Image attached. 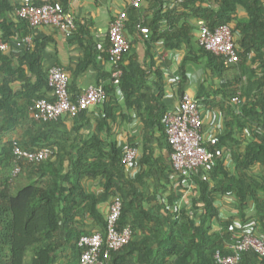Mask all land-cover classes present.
<instances>
[{"label":"trees","instance_id":"obj_1","mask_svg":"<svg viewBox=\"0 0 264 264\" xmlns=\"http://www.w3.org/2000/svg\"><path fill=\"white\" fill-rule=\"evenodd\" d=\"M177 1L176 8L159 15L150 24L153 41L163 38L168 47L179 48L182 43L190 47L196 23L201 22L213 29L230 24L239 35L236 42L240 59L232 64H227L224 56L207 50L198 40L199 57H206L220 73L229 66L240 70L236 87L230 90L228 84H223L220 88L223 100L216 103L225 117V128L218 135L219 145L232 147L235 172L224 156L216 158L214 165L204 167L194 175L196 186L192 190L191 207H174L180 184L185 180L181 175L176 179L178 188L173 181L169 187L165 186L164 190L170 189L167 201L163 200L159 187L153 195L143 189L149 175L159 174L160 183L169 175L165 170L173 171L171 159L169 165L153 149L155 128L167 137L164 118L169 110L163 99L162 72L152 64L159 79L156 84L149 85L152 68L142 65L131 55L130 46L120 62L124 103L119 101L112 76L110 83L102 86L107 98L97 119L98 129L78 149L72 138L82 135L87 109L73 116L70 129L63 116L53 121L33 118L41 130L27 141L25 148L32 151L50 148L52 153L40 161L23 158L21 170L16 174L13 140L7 141L8 146L0 159V264H59L67 244L73 252L67 264H80L82 249L78 241L82 234L89 233L80 225L85 216L90 215L105 234L107 222L98 206L109 196L122 201L120 226L131 225L134 237L129 244L113 251L105 264H218L217 250L232 252L228 245L234 242L237 219H255L257 233L264 239V0H214L212 6L205 5L206 0ZM238 5L246 8L248 19L237 16ZM9 9L5 0H0V12L4 14ZM179 10L182 14H178ZM162 19L166 20L165 28L160 23ZM150 39H146L148 44ZM26 65L37 76L35 84L27 77ZM0 76H4L0 82V117L7 111L16 114L20 109L15 101L19 94L11 86L13 82L26 80L22 96L27 99V108L20 111L32 116L36 101L45 97L41 91L51 89L38 43L24 50L21 66L17 68L11 64V56L1 51ZM180 76L182 97L189 81L184 67H181ZM244 76L248 79L246 83ZM154 87L160 89L158 94L154 93ZM235 95L243 100L240 111L232 104ZM123 108H136L144 123L145 141L139 158L140 170L135 176L128 171L123 149L112 131ZM10 119L5 118L6 125H10ZM1 133L0 128V140ZM169 146L171 155L170 143ZM88 178L100 180L101 196L86 189L84 180ZM227 195L234 197L230 205L237 213L224 218L220 214L219 198ZM251 208L254 213L249 215ZM63 231L66 233L64 244ZM241 264H264V254L254 249L245 251Z\"/></svg>","mask_w":264,"mask_h":264},{"label":"crops","instance_id":"obj_2","mask_svg":"<svg viewBox=\"0 0 264 264\" xmlns=\"http://www.w3.org/2000/svg\"><path fill=\"white\" fill-rule=\"evenodd\" d=\"M5 2L10 9L4 11V14L0 12V37L10 42L11 48L6 52L2 51V54L10 55L11 64L17 68L21 66V57L24 50L33 47L35 43L40 44L42 48L43 70L49 72L53 66L59 65L68 71L70 75V95L74 102L89 86L102 87L103 84L107 85L110 83L114 71V65L108 58L111 46L109 36L110 26L115 17L121 11L126 10L128 12V19L125 35L130 41V54L135 55L142 65L152 68V64H155L162 72L163 99L168 110H177L180 106L179 82L181 67H184L189 79L186 92L199 99L200 102L203 115V132L206 136L210 134L219 135L224 130L225 117L221 108L217 105L223 100L220 88L226 83L229 85L230 90L231 88L234 89L239 82L237 79L240 70L236 66H229L224 72L220 73L215 68V65L209 64L206 57H199L201 54L198 43L200 33V24L198 23H196L197 25L193 32L194 41L190 47L184 43L179 48L168 47L163 38L153 41L152 29L149 37L152 41L148 44L146 41L148 38L144 39L145 35L141 31L143 26L150 27V24L159 15H163L176 8L178 5L177 0H144L139 7H135L131 0H5ZM26 3H35L37 5L53 3L62 6L73 15L76 23L75 29L72 32H67L51 25H41L38 27L29 25L28 21L26 22L19 18L16 13L17 8ZM205 5H215L214 0H206ZM182 12L179 10L178 14H182ZM237 16L240 19L246 20L249 18V13L245 7L238 5ZM180 21L182 22L184 19L180 18ZM160 23L163 28L166 27L165 19H162ZM12 24L13 26L10 29L9 25L11 26ZM26 34L32 35L34 41L32 46L23 43L19 44V41ZM235 35L237 40L239 35L237 33ZM125 62L128 63V60L126 59ZM24 68L27 71V77L30 82L35 84L37 76L29 71L27 65ZM3 77L0 76V82H2ZM158 79L159 75L154 68L150 69L149 85L156 84ZM247 80V77L244 76L245 83ZM24 84H26L24 78L11 84L14 92L19 94L15 97V101L20 107L18 112L13 114L7 111L4 113V116L0 117V128L2 129L1 134L3 137L0 140V159L5 148L8 146V140L16 139L25 148L27 141L36 136L41 130L40 125L34 121V117L30 113L20 111L21 109L26 111L27 108V99L25 96H22ZM153 91L155 94H158L160 89L154 87ZM247 92L250 94L251 91L248 90ZM254 92L258 95L260 93L256 90ZM41 95L46 97L51 96V89L44 88L41 91ZM235 96L240 97L239 95ZM118 98L123 104L124 95L118 96ZM208 102L215 105L208 104ZM232 104L237 111H240L239 108L241 106L234 103L233 100ZM101 111L102 104L91 106L87 109L86 116L83 118L85 125L81 130L82 135L80 137L74 135L72 138L75 149H78L84 141L88 140L97 131V119L101 115ZM5 118H11L10 125H6L8 121ZM62 118L70 129L73 125V116L67 114ZM112 128V131L117 134L119 146L120 144H134L142 153V146L145 141V129L142 116L136 108H123L122 114H119ZM238 133L240 135L239 131ZM154 134L153 149H155L156 155L163 156L164 160L170 165V146L167 137L160 134L156 128ZM101 135L106 136L105 133H101ZM246 136L248 139L251 137L248 129H246ZM223 148L226 153H230V157L224 156L225 162L235 172V164L232 160V147L227 148L223 146ZM69 164V162L66 163L68 166ZM165 171L169 175L167 178L161 180L160 183L157 179L159 178V174L149 175L146 178V185L143 189L149 195H153V192L159 187L163 200L167 201L170 189L164 190L165 186L169 187L170 182L173 181L174 187L178 188L179 182L176 181L177 178L175 177L174 170L169 173L168 170ZM161 177L164 178V176ZM84 185L87 190L95 191L101 196L102 187L100 180L88 178L84 180ZM226 197L234 199L231 195L219 198L220 209L229 216L234 215L232 210L234 212L236 210L230 205L233 200H229ZM113 199L114 196H109L98 206L105 220ZM252 213H254V208L250 209L249 215ZM80 227L84 231L89 232L88 234H92L91 232H101L102 230L99 223L90 215L85 216L83 225L81 224ZM65 235V232L62 233V243H65ZM66 247L67 249L63 250L59 264H67V261L72 256L73 252L68 244Z\"/></svg>","mask_w":264,"mask_h":264},{"label":"built area","instance_id":"obj_3","mask_svg":"<svg viewBox=\"0 0 264 264\" xmlns=\"http://www.w3.org/2000/svg\"><path fill=\"white\" fill-rule=\"evenodd\" d=\"M144 0H131L135 7L141 6ZM17 16L26 20L33 27L51 25L67 32H72L76 27L75 19L65 8L53 3L37 5L26 3L16 10ZM128 19V12L121 11L112 21L109 31L111 46L109 48V60L114 65L112 73L118 96H123L121 77L123 70L120 62L123 54L130 48V41L125 35V28ZM145 38L150 37L151 30L148 26L141 28ZM198 40L202 46L216 55L224 56L227 64L237 63L240 59L237 49L235 32L230 24H223L211 28L205 22L200 23ZM32 35H27L19 41V44L33 45ZM11 43L0 37V50L8 51ZM70 75L68 71L59 65L49 70V86L51 96L38 99L32 108L35 120L53 121L64 115L74 116L81 110L91 106L102 104L107 98V92L103 87L89 86L74 102L70 95ZM233 102L239 106L243 105L240 97H233ZM168 141L172 147L170 159L172 167L177 175L185 177L183 184H180L175 208L180 209L184 205L191 207L192 190L196 186L194 175L209 165L215 164V159L225 155L224 148L219 145L218 134L208 136L203 132V115L199 99L188 92H185L180 100L177 110H169L164 118ZM123 148V161L130 174L135 176L139 170V158L141 152L133 144H120ZM13 152L15 155L14 173L21 170L20 160H45L52 151L50 148H43L39 151H32L23 148L19 141L13 140ZM226 156V157H227ZM228 198V197H226ZM229 200H233L228 198ZM226 199V200H228ZM228 200V201H229ZM123 204L118 197L112 200L106 217V232H95L82 234L78 245L82 249L80 264H105L110 259L113 251H117L127 244L134 237V230L131 225L120 226ZM232 213L235 215L237 211ZM221 216L228 218L229 215L220 211ZM238 230L234 234V242L228 245L230 253L217 250L215 259L218 264H241L243 252L250 249L264 254V239L257 233V221L255 219H237Z\"/></svg>","mask_w":264,"mask_h":264}]
</instances>
